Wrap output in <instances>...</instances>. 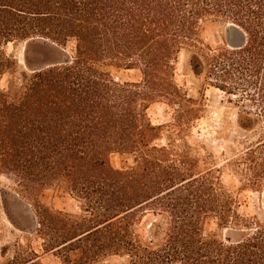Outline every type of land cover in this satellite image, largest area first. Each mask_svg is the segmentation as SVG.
I'll return each mask as SVG.
<instances>
[{
  "label": "trees",
  "instance_id": "16d2710c",
  "mask_svg": "<svg viewBox=\"0 0 264 264\" xmlns=\"http://www.w3.org/2000/svg\"><path fill=\"white\" fill-rule=\"evenodd\" d=\"M218 21L241 30L246 44L212 56L201 34ZM36 39L73 42L75 55L0 88V177L31 193L59 187L85 203V217L68 230L60 222L44 254L61 264H264V218L242 217L219 180L184 175L182 156L171 160L157 146L161 127L149 116L176 96L182 52L197 75L220 73L208 85L232 94L261 76L264 92V0H0V76L17 67L5 48ZM121 71L141 80L117 81ZM113 155L135 165L117 170ZM148 212L155 220L144 235L135 226ZM208 220L240 239L206 234ZM23 256L6 264H42L32 250Z\"/></svg>",
  "mask_w": 264,
  "mask_h": 264
},
{
  "label": "rangeland",
  "instance_id": "374dc122",
  "mask_svg": "<svg viewBox=\"0 0 264 264\" xmlns=\"http://www.w3.org/2000/svg\"><path fill=\"white\" fill-rule=\"evenodd\" d=\"M228 26L222 21L208 22L201 39L210 48L212 56L226 43ZM75 55V43L66 47L36 39L9 44L5 51L17 62L15 71L0 76V88L6 90L10 82L20 84L23 74L46 70L47 65ZM208 52V51H207ZM203 64L207 58H201ZM67 62V63H69ZM191 54L182 52L175 65V97L155 104L149 116L152 124L161 127L158 147H167L171 160L184 162V175L208 176L238 201V213L244 218H264V92L261 76L248 78L257 82V88L245 81L232 94L208 85L215 84L217 75L206 71L197 75L190 66ZM65 63V64H67ZM63 64V65H65ZM61 66V65H58ZM117 81H140L134 71L115 74ZM209 78V79H208ZM209 80V81H207ZM18 84V85H19ZM170 144V145H169ZM111 164L117 170L135 165L133 156L113 155ZM191 174V175H192ZM189 177V176H188ZM32 210V211H31ZM85 217V203L59 187L40 192H26L16 184V178L0 177V262L6 264L17 253L26 258L30 250L41 256L42 264H61L56 253L44 254L54 238L62 235L61 223ZM155 220L148 212L136 223L135 229L146 235ZM206 234H215L222 241L239 240L241 234L233 230L218 229L214 220H208ZM1 250V252H2ZM56 254V255H55ZM19 256V255H18ZM125 260L111 258L99 264H124Z\"/></svg>",
  "mask_w": 264,
  "mask_h": 264
},
{
  "label": "water",
  "instance_id": "95a60500",
  "mask_svg": "<svg viewBox=\"0 0 264 264\" xmlns=\"http://www.w3.org/2000/svg\"><path fill=\"white\" fill-rule=\"evenodd\" d=\"M247 42L246 36L245 34L239 30L237 27H235L234 25H229L228 26V31H227V37H226V43L228 45V47H230L231 49H241ZM61 52L63 53V58L53 64L47 65L46 68L51 67V66H58V65H63L68 61V56H66V51L65 50H61ZM229 241L232 240L231 237L227 238Z\"/></svg>",
  "mask_w": 264,
  "mask_h": 264
},
{
  "label": "crops",
  "instance_id": "0c3cea01",
  "mask_svg": "<svg viewBox=\"0 0 264 264\" xmlns=\"http://www.w3.org/2000/svg\"><path fill=\"white\" fill-rule=\"evenodd\" d=\"M1 250H2V249H1ZM1 250H0V253L2 254ZM1 254H0V255H1Z\"/></svg>",
  "mask_w": 264,
  "mask_h": 264
},
{
  "label": "bare ground",
  "instance_id": "6f19581e",
  "mask_svg": "<svg viewBox=\"0 0 264 264\" xmlns=\"http://www.w3.org/2000/svg\"><path fill=\"white\" fill-rule=\"evenodd\" d=\"M32 211V210H31Z\"/></svg>",
  "mask_w": 264,
  "mask_h": 264
}]
</instances>
